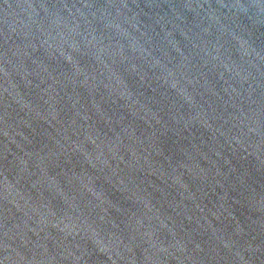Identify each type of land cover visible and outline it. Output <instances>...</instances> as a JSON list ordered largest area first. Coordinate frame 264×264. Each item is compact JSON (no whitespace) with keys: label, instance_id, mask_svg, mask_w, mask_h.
I'll use <instances>...</instances> for the list:
<instances>
[{"label":"water","instance_id":"water-1","mask_svg":"<svg viewBox=\"0 0 264 264\" xmlns=\"http://www.w3.org/2000/svg\"><path fill=\"white\" fill-rule=\"evenodd\" d=\"M0 264H264V0H0Z\"/></svg>","mask_w":264,"mask_h":264}]
</instances>
